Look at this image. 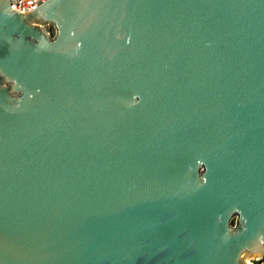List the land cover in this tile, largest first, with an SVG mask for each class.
<instances>
[{"label":"water","instance_id":"95a60500","mask_svg":"<svg viewBox=\"0 0 264 264\" xmlns=\"http://www.w3.org/2000/svg\"><path fill=\"white\" fill-rule=\"evenodd\" d=\"M14 2L0 264L264 258V0Z\"/></svg>","mask_w":264,"mask_h":264},{"label":"built area","instance_id":"2783aa9c","mask_svg":"<svg viewBox=\"0 0 264 264\" xmlns=\"http://www.w3.org/2000/svg\"><path fill=\"white\" fill-rule=\"evenodd\" d=\"M37 1L41 0H16L13 3V7L19 9L21 11H25L27 9H33L37 6ZM43 1V0H42ZM251 264H264V259H252L250 260Z\"/></svg>","mask_w":264,"mask_h":264},{"label":"rangeland","instance_id":"374dc122","mask_svg":"<svg viewBox=\"0 0 264 264\" xmlns=\"http://www.w3.org/2000/svg\"><path fill=\"white\" fill-rule=\"evenodd\" d=\"M47 29H48V31L49 32H51L52 34H54L55 33V28L53 27V26H47Z\"/></svg>","mask_w":264,"mask_h":264},{"label":"trees","instance_id":"16d2710c","mask_svg":"<svg viewBox=\"0 0 264 264\" xmlns=\"http://www.w3.org/2000/svg\"><path fill=\"white\" fill-rule=\"evenodd\" d=\"M264 259V258H263Z\"/></svg>","mask_w":264,"mask_h":264}]
</instances>
